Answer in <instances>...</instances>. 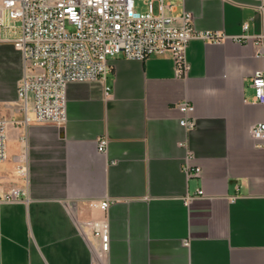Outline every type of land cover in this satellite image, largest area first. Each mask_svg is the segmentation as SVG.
I'll list each match as a JSON object with an SVG mask.
<instances>
[{
  "label": "crops",
  "instance_id": "0c3cea01",
  "mask_svg": "<svg viewBox=\"0 0 264 264\" xmlns=\"http://www.w3.org/2000/svg\"><path fill=\"white\" fill-rule=\"evenodd\" d=\"M175 6L174 15L191 14L195 31L233 37L248 23V34L264 33V0ZM257 51L252 41H191L185 79L175 78L168 54L110 58V94L99 82L69 84L67 119L57 127L20 124L22 58L0 44V196L25 192L0 202V264H264V148L251 136L264 121L251 88L252 74L264 70ZM181 101L194 107L191 131L179 126ZM23 152L26 180L15 161ZM189 155L196 176L183 171ZM104 220L106 254L90 228Z\"/></svg>",
  "mask_w": 264,
  "mask_h": 264
},
{
  "label": "built area",
  "instance_id": "2783aa9c",
  "mask_svg": "<svg viewBox=\"0 0 264 264\" xmlns=\"http://www.w3.org/2000/svg\"><path fill=\"white\" fill-rule=\"evenodd\" d=\"M184 0H0V44H11L21 54L23 73L17 86L21 125L49 124L61 127L66 122V89L71 83L99 82L104 85L111 71L109 59L118 55L129 61H143L152 56L170 55L175 78L185 79L190 70L186 49L191 41L221 44L230 39L237 44L253 42L256 58L264 59V33H241L227 37L219 32H199L193 28L191 14L174 15L175 4ZM135 2L147 6L146 13L134 8ZM264 23V11L259 7ZM254 101L264 106V70L251 76ZM30 106V107H29ZM180 113L179 126L195 127L194 107L187 101L175 105ZM31 110L32 116H29ZM6 124L0 119V162L6 159ZM257 147L264 148V121L251 129ZM179 146H183L182 143ZM107 140L97 141V150L105 153ZM190 155L183 165L188 176L199 174ZM18 174L26 180L27 158L23 152L15 158ZM25 192L12 190L0 196V202H15ZM197 196H203L201 191ZM191 197H187L190 200ZM106 212L109 202L98 204ZM102 254L109 252V224L106 220L90 224Z\"/></svg>",
  "mask_w": 264,
  "mask_h": 264
},
{
  "label": "rangeland",
  "instance_id": "374dc122",
  "mask_svg": "<svg viewBox=\"0 0 264 264\" xmlns=\"http://www.w3.org/2000/svg\"><path fill=\"white\" fill-rule=\"evenodd\" d=\"M134 8H135V10H137L139 13H146L147 12V10H148V8H147V6H145L143 3H141V2H135L134 3Z\"/></svg>",
  "mask_w": 264,
  "mask_h": 264
}]
</instances>
